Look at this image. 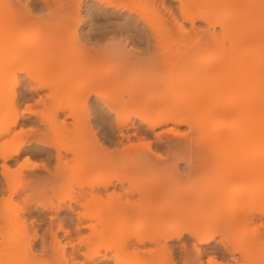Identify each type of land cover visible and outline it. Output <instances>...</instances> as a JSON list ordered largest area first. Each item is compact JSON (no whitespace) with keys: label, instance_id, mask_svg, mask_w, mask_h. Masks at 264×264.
I'll return each mask as SVG.
<instances>
[{"label":"bare ground","instance_id":"6f19581e","mask_svg":"<svg viewBox=\"0 0 264 264\" xmlns=\"http://www.w3.org/2000/svg\"><path fill=\"white\" fill-rule=\"evenodd\" d=\"M33 1L34 0H32V3ZM51 1L52 0H44L45 2L44 8L42 9L39 8L38 10L41 9L40 12L47 11V12H51L52 14H54V12L60 13V11L63 8L69 7V9H66V10H68L69 12L71 11L73 13L74 12L77 13L76 16L77 15L79 16L80 14L82 15L84 14V16L87 17L86 19L88 23L87 25H89V23L93 21H96V24H97L96 27H90L89 25L82 31L81 37L85 41L86 45L89 46V47L86 46L88 49L85 50V53L83 51H82L83 54L81 53L83 60H86L87 64L88 63L93 64V60L99 61L100 59L109 58V56L119 57L118 58L119 65L117 64L118 66V67L116 66L117 68L115 67V68H107V69L104 68L103 69L102 67L99 68V66H96V65L94 66V64L93 66L92 64L87 65L85 67L83 66L79 68L74 74H70V75L66 74L67 76H64L62 80H59L60 82H57L56 84L57 90L58 89L60 90V88L62 89L63 86L65 87L68 84H72L71 87L77 90H81L83 95L91 94V92H95L94 90H92L94 89V87L95 89L96 87H103V88L105 87L106 89V87L112 86L113 92L111 93L112 90L110 91L111 98H109L110 97L109 94L108 96L107 95L102 96V98H100L101 101L98 102V105L96 104L97 106L95 105L93 106L94 112H92L93 110L91 111L89 109L88 103L87 105L86 103H84V105L86 106L85 108L82 105L83 102H79V105L80 103H82L81 105L85 108V110L87 109L86 110L87 112L85 111L87 114L85 113V117L83 119L78 118L75 115V112H74L75 110L72 109L73 107L67 106L68 104H66V105H60L59 107H57L58 110H56L52 118L50 117V118L43 120L45 121L46 124H48L51 127V131L53 130V131L58 132L60 131L59 129H62L63 132L65 130L68 131L70 129L69 128L70 125L68 124L66 120L60 121L59 112L65 111L70 108L71 113L69 114V116L73 117L77 121L76 122L77 125H78V122L84 125V130L82 129L83 130L82 132L83 134L85 132V134L87 135L86 136L84 134V136L87 137V138L84 137L86 138L85 141L89 139L87 141L88 143L85 142V144L87 145H84L83 147L84 150H80V151H83L82 153L84 154V158H85V160L83 159V163H80V164L77 163L76 166L74 165V169L73 168L71 169V167L73 166L70 165V163H68L67 160L65 162L64 160L65 156L63 155L59 147L58 153L56 155V157L58 158V163L56 165L57 167H55L56 169L54 171L50 172L51 173L50 176L56 179L55 182H57V184L59 182L57 180L61 181V179L63 178L62 176H64V174L66 173V170L68 172V169L71 170L72 172L71 177H73L74 180L77 179L76 182L80 180L78 182L80 187L78 188L79 189L82 188L81 190H83L82 191L83 193L80 190L81 195L79 196V198L75 197L76 199L73 200L72 202L74 203L76 202L79 207L82 206L81 208L84 209L85 207L86 209L87 206L89 205H87V203H85L84 201L86 199H90L95 196L96 198H98L99 197L98 195L100 194H101L100 196L102 197L103 194L107 193V196L109 194L112 197L111 200L113 199H114L113 201L117 200L116 201L117 204L116 202H114V205H116L114 206L115 209L112 210L113 212L110 211L112 213L111 217L103 216V217H106V219L104 220V223L105 225L106 224L107 225L105 226V229L101 231V234L102 232L103 233L110 232L113 234V236H115V239H117V242L114 247L115 252L112 255V257L106 255V256H103V258H101V260L99 261H97L96 258L93 256L91 261L94 262V264H107L109 263L108 261H111V260H113L114 264H136L137 263V261H133V260L131 261L130 259H133L135 255H137V253H140V251L137 252L138 250L136 249L137 250L136 251L134 247L131 250L132 246L134 245L136 246L138 244L143 245L146 242L147 238L150 239L149 240L150 242L151 240L152 242H154L155 240V239L153 240V237L150 238V236L148 237V235L146 236V234H143L144 233L143 230H145V228H148V226H150L151 224L150 225L141 224L143 225L144 228L140 224H137L138 226L140 225L139 227H137V225L134 226L135 224L134 219L137 218L136 216L140 217V215H142V214H139V212L138 213L136 212V209H138V203L141 202L142 200L143 201L147 200L151 202V204L154 207L157 205L155 207L156 212L158 210V212L160 213V211L163 210L162 213H165V214L163 216L160 215L158 220L159 221L161 220L162 223L164 221L163 225L165 226L168 218H171L170 220H172V216H173L172 214H175V212L174 210L171 209V206L166 209L168 210L169 213H166L165 209H161V207L159 208L160 203L164 199L163 197H166L164 195L168 194V197L169 196L174 197L175 195H177L176 196L177 198L174 197L175 199H173V201H175L176 199L177 201H181L179 199L180 198L183 199L184 196L185 197L187 196L188 198V196L191 197L192 195L198 194L196 196L198 200L202 202V199L200 197H201V194H203L204 203L203 202L201 203L200 201L199 202L201 204H204L205 206L207 205L208 207L210 204V208H211V203L209 202H214L215 199H217L216 201L218 202L225 203L226 201L228 202L230 200L234 201L239 195H240L239 199L241 197L243 200L244 198H246L244 201H247L248 204L244 203L243 201H240L242 199L240 200L236 199L237 200V201L235 200L236 204H233V202L230 204L226 203L224 204L225 207L223 206L221 207L222 209L226 208L227 210L226 209L222 210L221 208H217L216 210L220 212V214L216 212L214 209L211 210L210 208H206L207 209V210L205 209L206 212L208 211V209H210L206 213L207 215L203 213L204 210L203 211L199 210L202 212L198 214H191L192 217H190V212H185L186 213L185 214L184 212L181 211L183 210L182 207H179L180 212H182L183 214L181 213V216H180L177 213L180 216L179 218L180 220L178 221L181 222L182 225L181 223L178 222L177 223L178 225H175L174 227L171 226L172 228L164 227V229L166 228L165 232L163 231L164 234L161 235L160 238L164 239L163 241L165 242H170L175 239H178L180 242H182L180 243L182 245L180 252L182 251L184 253V256H183V259L180 260V258L182 257L181 255L183 254H180V253H179L180 255L177 254L178 252L176 250L177 247L171 246L172 244H170V246L168 244H165L164 246L162 245L161 246L162 248L160 249L162 250L164 248L163 250H165L168 255L167 263L177 264V262L182 261L185 264H190V262L192 263V259L195 261L197 257V261L195 262H198L199 264H203L204 263L203 256L206 253V255L212 254L213 256H219L220 254L224 256L225 255L228 256V254H230L229 256L233 264H264V258H263L264 254L262 253L264 251V245H262L264 244L263 243L264 241L262 240L264 239H262L263 236L262 238L261 237L259 238L257 237L259 235L257 233L256 234L254 233L257 231L256 228L254 230H250L249 232L251 237L253 236L252 239H249V236H250L249 234H248L249 236H246L245 234L246 236V239L244 238L245 243H243L242 246L239 247L241 248V250L237 246V249L240 251L239 253H241L240 255L239 253H237L238 251L235 248L236 246L234 247L235 251L233 250L234 248L230 247L234 243L230 242L231 236H228L229 238L226 237L227 230L223 236L225 238L224 239L222 238V239L225 240L227 238L229 242L226 241L227 239L225 241H221L220 239L219 243L215 245H210L211 242H214L213 240L216 238L215 237L216 234L217 233L219 234L218 222L215 220L213 221L215 217L219 218L218 216H216L218 214L220 218L219 219L215 218L216 220H220L221 218H223L224 215H225L224 217L227 219L231 216L229 219L233 221L232 223L229 219L228 221L227 219L223 218V220L225 219L227 223H229L227 224L228 226L229 225L235 226L237 224H241V222H245V223L250 222L249 225L251 224L254 225L255 220L256 221L259 220V223L261 221V226L264 229V216H263L264 214L261 215L260 217L256 215V211L257 213H259L260 209L262 208L261 207L259 209V206H256V205H258L259 203H262V205H264V201H263L264 200L263 199L264 189L260 191L262 194L261 193L259 194L257 190V194L260 196H258L257 194L255 195V193H254L255 196H253V194L251 193L250 194L251 196L249 197L250 200L248 199L249 193H247L246 188L245 190L243 188V189H236L235 191L233 189V192H234L233 194H232V191L226 192V194L227 193L229 194L226 196L224 194L222 195L223 197H221L220 195L219 196L221 198L220 199L218 197L219 195L218 190L221 188L219 187L221 186V183L218 181L216 182V184L211 181L210 183L207 181L205 182L204 180L198 181V182L193 181L190 183L187 182L188 184L186 183L185 184H179V183L171 184V182L169 183H166V181L164 182L163 181L164 179H161V178L155 179L153 177L154 179H151L152 177L151 178L149 177L150 179L149 178L148 179L146 178V180L144 179L145 177L153 176V175H157V177L160 176L162 178L166 176L167 177H170V176L177 177V172H178L177 170L180 169V167H178L179 165L177 166V162H178L177 161L178 160L177 159V149H178L177 142H174V141L171 142L169 139H166V138H169L167 136L171 134L172 136H176V137H178L177 135L180 134L182 138L188 139L190 135H185L183 133L182 135L180 132L177 134L178 131L176 130L175 127H171L167 130H159V131L158 129L170 123L187 124L192 129V127H194V122L192 121L193 119L192 117L196 109L199 108L200 106L199 104H204L200 106V108L204 106L206 108L207 107L209 108L210 114H211V116L209 117V120L212 118L213 119L215 118L214 120L215 123L206 131V134L208 135V137L214 139V137L217 136L220 130L225 128V134H224L225 137L223 138L224 139L226 138V140L228 138L229 139L228 141L230 142V144L228 148H224L222 150H220L221 148L219 149L220 152L218 153L220 155L217 154V158L219 157L218 159L220 161L217 158L215 159L218 160V163H222L225 165L227 164V166L229 165L230 167H232L231 170L233 171V173H236L235 175H237L236 179L234 180L235 183L238 184L240 183L239 181L242 182V180L243 181L245 180L246 177H243L244 175L243 173H241L242 171L243 172L245 171L246 173L248 172L250 174L253 168H257L258 164L256 162L264 160V150H261L258 147V144L264 141V69L259 67L260 65H258V63L255 60L256 55H257L256 50L253 49L249 51H244L245 46L252 43L255 39L260 38L262 35H264V0H175L179 3L177 6V11L173 10V7L172 9L171 8L168 9V7L166 6L167 0H160L161 7L165 10V12L166 10H168L167 12L170 13L168 15H170L173 18V19L171 18V20L172 22L174 21L173 23L175 25L174 24L173 25L176 26L174 28L177 29V33L174 31V29H172L171 27H168L167 23L164 24V22L166 21L164 20V17L162 18L161 12L159 13L160 10H158L159 0H150V1L147 0L148 3L150 2L151 4L150 6L153 7L151 8L154 9V12L156 11L155 12L157 13L156 16L157 15L159 16L157 17V20L155 21H152L154 18L151 17L152 18L151 19L150 17H147V13H144L143 15H141L142 13H140L141 17H139L140 15L138 13L137 14L138 18H136L133 16V14L131 15V14L123 13V12H120V13L118 12L116 14L112 12L111 10H109V7L117 8V10L118 9L126 10L128 7H131V6L127 7L128 4L126 5L125 3H123V0H121L122 2L120 0H80V1L78 0L79 2L78 4H76L77 5L76 9H75V6H71L70 4L67 7L64 6L61 8L60 7L61 3H59L58 5V2H60L61 0H58V2L54 1V3L57 2V4L55 5V7H58L57 9L54 7ZM30 3L31 2H29L28 4L30 5ZM13 4H14L13 0L11 1L10 0H0V13L4 9L8 10L7 8L9 6L12 7ZM62 4L64 5V2ZM27 9H28L27 12L30 13L29 11H31L30 10L31 8L29 9V7H27ZM66 10H65V13H66ZM128 11L130 12V10ZM154 12H153V15H154ZM62 13H64V11ZM162 14H164V12ZM26 15L23 14L20 17L18 16L19 18L18 17L15 18V16H13L14 18L11 17V18H8V20L7 19L2 20V22L0 20V32L3 31V29H5L6 26L9 25L8 22L9 20H12V19L13 21L16 19L17 21L19 20L18 23H24V24L33 23V21L35 20L33 16L31 17L30 15L29 16H26ZM26 17H31V18H26ZM75 18H79V17H75ZM161 19L164 22H162ZM77 20L78 19H76L75 24ZM142 20H144L145 23ZM57 22H59L57 23L59 26L57 25L56 26L60 27L61 22L60 21H57ZM141 23H144V25ZM167 27L171 28V30L169 29L170 31H168ZM10 29L12 30V28ZM171 31L175 32L176 34L172 33ZM24 33H21V36L23 35L26 36L27 33L26 34ZM9 34H10L9 43L11 44L10 46L15 48L16 50L18 49L19 45L21 46L23 43H25L21 39L23 37L20 38L17 34H15V30H12ZM11 35L13 36L10 39ZM192 36L193 37L196 36L199 41L197 40V43L194 42L195 44L193 45V47L187 52V55H186L187 61H189L188 62L189 65L187 66L189 70H190L189 67H191L192 69L200 70L202 77H204V79L201 77V78H198L197 80H194L195 81L193 82L194 84L192 83V86L190 87V89H188L189 92L187 96L186 97L184 96V98L180 97L182 98V100L178 98V101H177V97L175 98L173 94L175 93L176 87L180 86L181 82H184L185 78H187L186 75L188 76V78H190L189 75L191 74H187L188 73L187 72L186 75L181 76L182 70H180V68H179L180 74H178L179 70L177 69L178 70L177 71L175 68H170L171 65H169V67L168 66L165 67L166 64L163 66L165 62H168L169 60L172 59V56L170 57V55H167L168 47L166 46L167 44L169 45L170 42L172 43L176 41L177 37H179L180 39L182 38V40H185L183 38H191ZM225 39L228 40V42H230L231 44V46L229 47L230 48L229 50H232L233 52L237 53V57H235V61L230 66H227V63H226V61L228 60V55H229V52L227 53V51L229 50H226L228 49V47L226 46L225 48V46L223 45V41L224 43L226 41ZM10 46H8V48ZM13 48H12V51H13ZM213 49L217 50L215 54H212V55L209 54L208 56L203 54ZM172 50H174V48ZM170 52L173 53L172 51ZM182 52H184V50ZM175 56L177 57L176 53H175ZM179 58H182V57H179ZM173 60L175 61L176 59L173 58ZM179 60L181 59H178V61ZM170 63L173 64V62H170ZM175 64L176 63H174V65ZM171 67H174V66H171ZM143 68H146L148 70L147 73H145L146 75L145 76L143 75L144 77L142 76V77H139V79L137 78V80H135V78L133 79V76H130L137 69L140 70ZM227 72H231V73L237 72L238 76H241L240 77V86H241L240 89H241V92L243 93L242 101L239 103H234V104H221V103L212 102V103H209L208 105V103L206 102L208 101V99L210 100L212 98V96L214 95L217 89L227 88L224 91V92H227L229 89L232 88L231 85L229 87L228 84L224 83L227 78V74H228ZM163 80H167V81H164L166 82V84L163 82ZM41 87L42 86L40 87L37 86L36 88L33 87L34 88L33 91L37 92L38 90L41 89ZM73 88H71V90H73ZM53 89H55V93H57L56 88H53ZM56 95L57 94L53 93L52 95H50V97L51 96L54 97ZM104 97L107 99H105ZM202 100H203V103H202ZM79 105L76 104L74 108L77 106L78 108H80L81 105L80 106ZM229 116L232 119L229 122H227V127H225L226 118ZM18 118L19 117L14 118V120L12 119L13 125L17 124V122L19 121ZM35 119L36 118H34V120ZM12 124H9V125L11 126ZM9 127H7V129ZM244 133H247L245 137L246 141L244 143L243 142L240 143L241 140L239 139V137L243 135ZM40 135H41V132H40ZM144 138L150 139L149 143H147L149 144L147 145L148 146L147 149L143 148L142 146L139 147L136 144V141L139 142V140H142ZM24 147H25V143L21 142L20 145H18L14 149L7 150V151H0V156H1L0 158H3L5 162L3 164L6 169V171L4 169V171L2 172H3V175L5 174L4 176L6 178L7 176L8 178L11 176L9 175L10 167L9 165H7L8 164L7 161L13 158L14 156H18L19 154H21L24 151ZM79 149H80V146H79ZM178 150L180 152V148ZM66 151L74 153L75 158L77 154L79 155V153L76 152L75 149H73L72 147H70L69 149H66ZM189 151H190L189 153L192 152L191 150ZM46 152L49 154V156L52 157L51 150H48ZM206 152H208V150ZM206 152L204 153L205 155L208 154V153L206 154ZM204 154H200V155H204ZM199 157H203V156H199ZM209 157L213 158L212 156H209ZM213 161L215 160L213 159ZM187 163H188L187 164L188 169L186 168V170L188 171V174H191V173L198 174L200 173V171H203L202 166L200 167L202 169V170L200 169V171L197 168H195L194 163L191 160H188ZM250 163H252L253 166L255 167L253 168L249 167L251 166ZM254 163H256V165ZM7 166L9 168L8 171H7ZM37 167L46 168V165L42 163H38V162H34L30 164V169H34ZM46 169H49V168H46ZM107 170L108 171L110 170L109 173H112V174H109V175L105 174L106 176L103 175L104 178L102 177L101 179L100 178L99 179L98 178L86 179L87 176L91 177L97 173L104 172ZM180 170H179V173L181 172ZM253 171H255V169ZM253 171L249 176L250 178H252ZM182 173L183 172H181V174ZM102 174L100 173L99 175H102ZM83 178L86 179V181L82 180ZM9 179L10 180L8 182L10 185L9 184L8 185L11 186V183H12L11 177ZM50 179L53 180V178H50ZM249 179H246V181ZM178 185L179 186L182 185V186L178 187ZM248 191L250 192L251 190H248ZM103 192H106V193H103ZM245 192L247 194H245ZM12 193L14 194V192ZM169 193L171 194L169 195ZM89 195L91 196L87 198ZM178 195H180L179 196L180 198L178 197ZM229 196H231L230 199L228 198ZM101 197L99 199H101ZM252 197H254L255 202L257 200L259 202L260 197L263 200H260L258 204H255V202L253 204V202H251L253 201ZM81 198L85 200L83 201ZM132 198L133 199L136 198L137 200L139 199V201L136 202L137 205L135 202H133ZM187 198H184V200L187 201ZM192 198H195V196L194 197L192 196L191 199ZM92 200L93 199H91L90 201ZM184 200H182V202H185ZM211 200H214V201H211ZM90 201L89 202L86 201V202L90 203ZM153 202L154 203L156 202V204L154 205ZM249 203L250 205L253 204V206H250ZM69 204H66L64 206L62 203H58L57 206L55 205L53 206L54 208H52L56 210L51 209V211L53 212L55 211L57 213L59 210H64L66 211L68 217L60 220L58 216V221H59L58 223H56L57 221L55 220L56 218H54V215H52V217H49L51 219L50 228H51L52 237L54 240L53 242L55 243L56 241L57 243L55 244L57 245L58 243L60 244L59 245L60 248L56 247V250L57 248H59L58 249L59 252L57 253L60 254L59 256L61 258V261L59 260L60 261L59 264L60 263L71 264V263L78 262L77 260L80 258L79 254H83V255L86 254L85 252H83V250H80L82 248L75 246L74 245L75 243H74L72 244V249H73L72 253H70L71 251H69L70 255H66L68 254L67 253L68 248L66 247L68 242L61 246L62 243L59 238L60 236H58L60 231H63L65 236L69 237L72 233L71 227H73V225L76 226L77 230L76 229L75 230L78 231L79 233L80 232L82 233V231L87 228L91 230L95 229L94 231H96V228H97V226L95 227V225L92 224V222L90 223L85 219L87 217H84L85 212L81 214L82 212H80L79 210L81 208L78 209L77 205L72 206L71 203ZM181 204L182 203L180 202V205ZM32 205L34 206V204ZM254 206H256V209L258 208L259 211L258 209L254 211L255 209ZM45 208H48V207L45 206ZM49 209H50V206H49ZM218 209L223 211V214ZM178 210L176 211L178 212ZM263 210L264 208L261 209L262 212H264ZM158 212H157V215H159ZM212 213L214 214L215 217H213ZM187 214H189L188 216L190 217L188 220L193 221V222L191 221L192 223H189L190 225L186 223V220H184L187 217ZM208 214L210 216H208ZM85 215L87 214L85 213ZM182 215L184 216V219ZM89 219L90 218H88V220ZM210 219H212V221L214 222V225L217 230L214 229L215 228L214 225H210L212 223ZM85 220L87 223L85 222ZM202 220L203 222H201ZM156 221H157V218L154 222L155 225L159 222L157 221L156 223ZM183 221L185 222L183 223ZM199 222L201 223V225H199L200 224ZM251 222H254V223H251ZM208 223L210 225L209 226L210 228H206L205 230V227L206 225L208 226ZM187 224H188V227H187ZM159 225H161V223H159ZM2 227L3 226L1 225L0 232H3L1 231ZM191 227L192 228L198 227L196 229L199 231L201 230V231L197 233V230L194 228L192 230ZM55 228H57V230H55ZM167 229L168 231H166ZM233 229H235V227ZM185 230H188V231H185ZM98 231L99 230H97V232ZM203 231L206 232L205 233L207 234L206 236L205 234H203L204 233ZM187 232L189 236H191L192 238L194 237V239H197L201 245L206 246L205 249H201L200 247H197L195 245V249L197 252L196 257L194 256L195 258L191 256L190 254L191 251L189 250L187 243H185L183 240ZM110 233H108V235H110ZM1 235L2 233H0V236ZM199 235H202V236L204 235V236L201 238V236ZM103 236H105V234ZM247 237H248V240H247ZM86 239H88V237ZM82 241H85V240L82 239ZM149 241L147 240V242ZM157 241L159 242V240ZM71 242L69 244H71ZM229 243L231 244L229 245ZM0 246H1V243H0ZM45 248H46V245L43 249ZM1 249L2 247L0 248V250ZM261 250L263 251L261 252ZM165 251H163V253ZM61 252H62V256H61ZM262 254H263V257L260 256ZM192 255H193V252H192ZM179 256L181 257L179 258ZM213 256H210V261H212L211 257ZM87 258L90 259L89 256ZM195 262L193 263L195 264Z\"/></svg>","mask_w":264,"mask_h":264},{"label":"rangeland","instance_id":"374dc122","mask_svg":"<svg viewBox=\"0 0 264 264\" xmlns=\"http://www.w3.org/2000/svg\"><path fill=\"white\" fill-rule=\"evenodd\" d=\"M54 1L58 2V0H52L51 1L55 7L57 2L54 3ZM79 1L78 0H61L60 2H58V5H59V3H61L60 7L62 8L64 6L67 7L70 4L71 6H75V9H76L77 8L76 4H78ZM125 1H127V2H125ZM129 1L130 0H123V3H125L126 5L128 4L127 7L131 6V7H128L126 10L125 9H123V10L118 9L117 10V8H114V7H111V8L109 7V10H111L112 12H114L116 14L118 12L119 13L123 12V13L131 14V15L133 14V16L136 18H138V15H137L138 13H139V15H140V13H142L141 15H143L144 13H147V17L154 18L152 21L157 20V17H159L158 15L156 16L157 13H155L156 11L154 12V9H152L153 7L150 6L151 5L150 2L148 3V1H150V0H148V1L147 0L146 1L145 0H131L130 2ZM27 2L28 3L31 2L30 5ZM63 2H64V5L62 4ZM13 3L14 4L12 5V7H10V6L8 8L6 7L8 10L4 9L1 11V13H0L1 22H2V20H6V19L8 20V18H11V17L14 18L13 16H15V18L18 16L20 17L23 14H25V15L27 14L26 16H29V15L31 17L33 16V18L35 20L33 19L34 20L33 23H30V24L18 23L19 20L17 21V19L14 20L16 22H14L13 19L9 20V22H8L9 25L6 26V28L3 29V31L0 32V151L11 150V149L16 148L18 145H20L21 142L25 143L24 151L21 154H19L18 156H14L13 158H11L7 161L8 162L7 165H9V167H10V170H9L10 174L9 175H11L10 176L11 181H12L11 186H9L10 184L8 182L10 180L9 179L10 177L8 178V176H7V178H6L4 176L5 174L3 175L2 171H4V169H5L3 163H5V162H4L3 158H0V218H1L0 222H2V223H0V226L2 225L4 227V228L2 227V230H1L4 233L0 232V233H2V235L0 236V241H1L0 242L1 243L0 248L2 247V249H3V250L2 249L0 250V264H59V262L61 261V258L59 256L60 254H58L57 252H59L58 249L60 248L59 247L60 244L58 243V245H57V244H55V243H57L56 241H55V243L53 242L54 240H53L52 232H51V228H50L51 227V224H50L51 219L49 217H52V215H54V218H56L55 220L57 221L56 223H58L59 222L58 216H59V219L61 220L63 218L68 217V215H67L66 211H64V210H59L57 213L55 211L54 212L51 211V209L54 208L53 206H55V205L57 206L58 203H62L63 205L65 203L66 204L71 203L72 206H74V205L76 206L77 203L76 202L74 203L72 201L75 200L76 198H79V196L81 195L80 190L82 188H80V189L78 188V187H80L78 184V182L80 180H78L76 182L77 179L74 180L73 177H71L72 176L71 170L68 169L69 173L66 170V173L64 174V176H62L63 178L62 179L60 178L62 182L60 180H57V181H59L58 184H57V182H55L56 179H54V177L50 176V174H51L50 172L54 171L56 169L55 167H57L56 165L58 163V158L56 157V155L58 153L59 147H60L59 149H61V152L65 156L64 157L65 162L67 160L68 163H70V165L73 166V167H71V169L72 168L74 169V165L76 166L77 163L78 164L83 163V159L85 160V158H84V154L82 153L83 151H80V150H84V148H83L84 145H87V144H85V142L88 143L87 141L89 139H87V141H85L87 138L86 137L87 135L84 132V134L86 135V136H84V134L82 132L84 130V125L81 124L80 122H78V125H77L76 124L77 121L73 117L69 116V114L71 113L70 108L65 110V111L59 112L60 121L66 120L68 122V124L70 125L69 126L70 129L68 128L69 129L68 131L65 130L66 132L65 131L63 132L62 129H59L60 131H58V132L53 131V130L51 131V127L48 124H46L45 121H43V120L50 118V117L52 118L53 114H55L56 110H58L57 107H59L60 105H66V104H68L67 106L73 107L72 109L75 110L74 111L75 115L78 118L83 119L85 117V113L87 112L86 111L87 109L85 110L86 106L84 105V103H86V105L88 103L89 109L91 111L93 110L92 112H94L93 106L98 105V102L101 101L100 98H102V96H106V95L108 96V94H109L110 95L109 98H111V93L113 92V90H112L113 87L109 86V87H106V89H105V87L104 88L103 87H96V89L94 87V89H92V90H94L95 92H91V94H86V95H83L81 90H77V89H74L73 87H71L72 84L67 83L68 85H66L65 87L63 86L62 89L60 88V90L59 89L57 90V87H56L57 82H60L59 80H62V78L64 76H67L68 74L69 75L74 74L79 68L92 64V63L87 64V61L83 60L82 54H83V52L85 53V50H87L88 49L87 47H89V46L86 45L85 41L83 40V38L81 36H82L83 29H85L89 25H90V27H96L97 26L96 21H93V22L89 23V25H87L88 24L87 20H86L87 17H85L84 14L83 15L80 14L79 16L78 15L76 16L77 13H75V12H74L75 13V15H74L73 12H71V11L69 12L68 10H66V9H69V7L63 8L64 10L62 9L60 11V13L54 12V14H52L51 12H47V11L40 12V10L42 8H44V4H45L44 0H34L33 3H32V0H29V1L28 0H13ZM27 4H28V6H27ZM178 4L179 3L175 0L174 1H172V0L166 1V6L168 7V9L169 8L172 9V7H173V10H175V11H177ZM26 6L29 7V9L31 8L30 9L31 11H29L30 13L27 12L28 9ZM103 6H104V4H103ZM156 7H157V5H156ZM158 7H159L158 10H160L159 13L161 12L162 18L164 17V20L166 22L162 21V19H161V21L164 22V24L167 23L168 27H171L177 33V29L174 28V27H176V26H174L175 25L173 23L174 21L172 22V20H171L172 17L170 15H168L170 13L167 12L168 10H166V12H167L166 13L165 10L161 7L160 0L158 2ZM39 8H41V9L38 10ZM55 8L58 9V7H55ZM10 9H12V10H10ZM65 10H66V13H65ZM128 10H130V12ZM63 11H64V13H62ZM153 12H154V15H153ZM163 12H164V14H162ZM141 15L139 17H141ZM31 17H26V18H31ZM72 17H74V18H72ZM75 17H79V18H75ZM76 19H78V20L75 24ZM57 21L61 22L60 27H57V26H59L57 24L59 22H57ZM142 21L144 22V20H142ZM170 21H171L172 25H171ZM156 22H158V21H156ZM144 23H141V24L144 25ZM168 27H167V30L170 31L171 28H168ZM10 28H12V30H15V34H17L20 38L23 37L21 39L23 42H25L21 46L19 45L17 50L15 48L11 47L10 46L11 44L9 43L10 42V40H9L10 34L9 33L12 31ZM54 29H55V31H54ZM42 30H44V31H42ZM171 32L176 34L173 31H171ZM21 33H24V34L27 33V34H26V36H24L23 34H22L23 36H21ZM15 34H13V35H15ZM13 35L10 36V39ZM191 38L193 39V41ZM191 38H183L185 40H182V38L180 39L179 37H177V39H176L177 42L174 41L172 43L170 42L171 44L169 43V45L167 44V46L165 45L166 47H168V54L167 55H170V57L172 56V59L171 60L167 59L169 61L165 62L163 64V66L165 64H166L165 67L166 66L169 67V65H171L174 67L170 66V68H175L176 70L177 69L179 70V68H180V70H182L181 76L186 75L187 72H188L187 74H191V75H189L190 78H188V76L186 75L187 78H185L184 82H181V85L176 87L175 93H173V94H174L175 98L177 97V101H178V98H180V97L184 98V96L185 97L187 96V94L189 92L188 89H190V87L192 86V83L195 82L194 80H197L198 78L202 77L200 70L192 69L191 67H189L190 68V70H189L188 66H187V65H189L188 64L189 61H187V56H186L187 52L193 47V45L195 43H197V40H198V38L196 36H194V37L192 36ZM178 39H180V40H178ZM223 45L225 46V48H226V46L228 47V49H226V50L230 49L229 47L231 46V44H230V42H228V40H226L225 43L223 41ZM8 46H10L9 47L10 49L8 48ZM12 48H13V51H12ZM173 48H174V50H172ZM253 49L257 51V55H256V59H255L256 62L258 63V65H260L259 67L264 69V35H262L260 38L255 39L252 43L245 46L244 51H249V50H253ZM183 50H184V52H182ZM170 51H172L173 53H171ZM216 51L217 50L213 49V50L207 51L203 54L208 56L209 54L210 55L215 54ZM228 52H229V55H228V60L226 61V63H227V66H230L235 61V57H237V53L233 52L232 50L227 51V53ZM175 53H176L177 57L175 56ZM179 57H182V58H179ZM118 58H119L118 56H109V58L100 59L99 61L93 60V64H94V66L96 65V66H99V68L102 67L103 69L104 68H106V69L107 68H115L117 66V64L119 65ZM173 58L176 60L174 61ZM178 59H181V60L178 61ZM85 61H86V63H85ZM170 62H173V64H171ZM167 63H169V64H167ZM174 63H176V64L174 65ZM93 64H92V66H93ZM177 65H179V66H177ZM180 70L178 71V74H180L179 73ZM147 71L148 70L146 68H143L140 70L137 69L130 76H133V79L135 78V80H137V78L139 79V77H142L143 75L145 76L146 75L145 73H147ZM183 71H184V73H183ZM227 73H228L227 78H226L224 83L228 84L229 87L231 85L232 88L229 89L227 92H224L227 88L217 89L215 91L214 95L212 96V98L210 100L208 99L209 102L208 101L206 102V103H208V105H209V103H212V102L221 103V104H234V103H239L242 101L243 93L241 92V89H240L241 88V86H240V77L241 76H238L237 72H232V73L227 72ZM202 78L204 79V77H202ZM186 79H188V80H186ZM167 80H163V82L167 81ZM164 83L166 84V82H164ZM37 86L38 87L42 86L41 87L42 90L40 89L37 92L33 91V89L36 88ZM70 87L73 88V90H71ZM53 88H56L57 93H55V89H53ZM110 91H111V93H110ZM221 92H223V93H221ZM51 93L52 94L54 93L57 95L54 97H52V96L50 97V95H52ZM80 93H82V94H80ZM105 99H107V98H105ZM180 99L182 100V98H180ZM42 100H44V101H42ZM79 102H83V104L80 103V105L82 104L85 108L82 105L80 106ZM202 103H203V100H202ZM76 104L79 105L80 108H78V106L74 108V106ZM199 105L202 106L204 104H199ZM200 106H199V108H200ZM81 107H83V108H81ZM199 108L196 109V111L194 112V115L192 117L193 118L192 121L194 122L195 128L192 127V129H191V127L187 124L170 123L166 126H162L163 128L161 127L158 129V131H159V130H167L171 127H175L176 130L178 131L177 134L180 132L181 134L183 133L185 135H190V137L188 139L182 138L180 136V134L177 135L178 137L172 136V134H171V135L167 136L169 138H166V139H169L171 142L172 141L177 142V148L178 149L180 148V152L182 151L180 153L179 150L177 149V159H178L177 160L178 161L177 166L179 165L178 167H180V169H182V170H180V169L177 170L178 171L177 177H175V176L167 177L166 176V177L162 178L160 176L157 177V175H153V176L145 177L144 179L146 180V178L148 179L149 177L150 178L152 177L151 179H154V178L160 179L161 178V179H164L163 180L164 182L165 181H166V183L171 182V184H173V183H176V184H178V183L179 184H185L186 183V184H188L187 182L190 183L193 181L198 182V181H203V180L205 182L207 181L209 183L211 181V182L216 184V182L218 181L221 183V186H219L221 188L218 190V194H219L218 197L220 195H221V197H223L222 195H224V194H225V196L228 195L229 193L226 194V192L232 191V194H233L234 193L233 189L235 191L236 189H243V188H244V190L246 188L247 193H249L248 194L249 196L247 195L248 199L251 196L250 195L251 193L253 194V196H255L257 194V190H258V193L260 194L261 193L260 191L264 189V163H262V162H264V160L256 162L259 165V166L257 165V168H253L255 166H253V164L250 163L251 166H249V167H252L253 170L255 169V171L250 169L251 170L250 174L253 171L252 178L249 177L250 174L248 172L246 173L245 171L244 172L242 171L241 173H243V175H244L243 177H246L245 180L244 181L242 180V182L239 181L240 182V183H238L239 185L237 183H235L234 180L236 179L237 175H235L236 173H233V171L231 170L232 167H230L229 165L227 166V164L225 165L222 163H218L219 157L217 158V154H219L218 152H220V150H222L224 148H228V146L230 144V142L228 141L229 140L228 138H227V140H226V138L225 139L223 138V137H225L224 136L225 128L221 129L220 132L217 134V136L214 137V139L208 137V135L206 134V131L215 123L214 122L215 118L214 119L212 118L209 120V117L211 116V114H210V110L208 107L206 108L204 106V107H201L200 109ZM33 113H35V114H33ZM17 117H19L18 118L19 121L17 122V124L13 125L12 119L14 120V118H17ZM34 118H36V119L34 120ZM231 119L232 118L230 116L226 118L225 127H227V122H229ZM43 122H44V124H43ZM9 124H12V125L10 126ZM7 127H9V128L7 129ZM6 129H7V131L9 129L10 130L7 132ZM37 131H38V133H37ZM42 131H43V133H42ZM40 132H41V135H40ZM46 133H48V134H46ZM246 135H247V133H244L243 135H241L239 137V139L241 140L240 143L241 142L244 143L246 141V138H245ZM84 137H86V138H84ZM149 141H150L149 138L148 139L144 138L142 140H139V142L136 141V144L139 147L142 146L143 148L147 149L148 148L147 145H149L147 143H149ZM144 145L147 147H145ZM79 146H80V149H79ZM70 147H72L73 149H75L76 152L79 153V155L77 154L78 157L76 156V158H75L74 153L66 151V149H69ZM258 147H259V149L264 150V141H262V143H259ZM203 149H205V150L207 149L208 152H206L207 150L205 151ZM48 150L52 151V157L49 156V154L46 152ZM189 150H191L192 152L189 153L190 152ZM216 150H217V152H216ZM205 152H206V154L208 153L209 155L208 154L205 155L204 154ZM209 152H211V153H209ZM213 152L216 154H214ZM200 154H204V155H200ZM199 156H203V157H199ZM209 156H212L213 158H211ZM215 158H217L218 160ZM213 159L215 161H213ZM64 160H63V162H64ZM179 160H181V161H179ZM188 160H191L194 163V167L197 168L199 171L201 169L200 167L202 166L203 171H200V173H198V174H193V173L188 174V171L186 170V168L188 166L187 165ZM34 162L45 164L46 168H49V169H46L43 167H37L34 169H30V164H32ZM256 163H254V164L256 165ZM69 168H70V166H69ZM243 168H244V166H243ZM8 169L9 168L7 166V171H8ZM179 170L183 173L182 174H181V172L179 173ZM5 171H6V169H5ZM185 171H187V172H185ZM109 172H110V170L100 172L101 174L102 173L103 174L99 175L100 173H97L98 175L95 174L96 176L94 175L91 177L87 176L86 179H88V178H90V179L91 178H95V179L100 178L101 179L103 177V175L106 176L105 174H107V175L112 174ZM7 175H8V173H7ZM50 178H53V180ZM84 178L82 180L86 181V179H84ZM246 179H249V180L246 181ZM217 184H219V183H217ZM180 186H182V185H180ZM180 186L178 185V187H180ZM84 190H86V189H84ZM248 190H251V191L249 192ZM82 191L83 190H81V192ZM12 192H14V194ZM103 193H106V192H103ZM241 193H243V192H241ZM247 193L245 192V194H247ZM254 193H255V195H254ZM170 194L171 193H169V195ZM100 195H98L99 196L98 198H96V196H95V197H92V198L86 199V200L81 198L83 201L85 200L84 202L87 203V205H89V206L86 205L87 206L86 209H85V207L83 209V208H81L82 206L79 207L77 205L78 209L81 208V209H79L80 212H82L81 214H83V212H85L87 214V215H85V213H84V217H87L85 219L90 223L92 222V224H94L95 227L97 226L96 231H94L95 229L91 230V229L87 228V229H84L82 231V233L81 232L79 233L78 231H76L77 230L76 226L73 225V227H71L72 233L69 237L68 236L66 237L63 231L59 232L58 236H60L59 238H60V241L62 243L61 246L68 242L67 246L65 245L68 248L67 249L68 254H66V255H70V253H72V250H73L72 244H74V243H75L74 244L75 246L82 248L80 250H83V252H85L87 254V256H86V254L85 255L79 254L80 260L78 259L77 260L78 262H75L76 264H91V263L94 264V262L91 261L93 256L96 258L97 261H99V260H101V258H103V256H106V255L112 257V255L115 252L114 247H115V244L117 242V239H115V236H113V234L110 232H105V233L102 232V234L103 235L105 234V236L107 234V236L105 237L101 234V231H103L105 229V226L107 224L105 225L104 220L106 219V217H111V215H112L111 212H113L112 210L115 209L114 206H116V205H114V202H116L117 200L116 201H113L114 199L111 200L112 197L109 194H108V196H109L108 197L107 193L103 194L104 196L102 195L103 198ZM196 195H198V194H196ZM196 195H192L193 197L195 196V198H192V199H191V197H192L191 195H190L191 197L188 196V198H187V196L186 197L184 196V198H187V201H185L184 198L183 199L180 198L179 197L180 195H178V197L180 198L179 200H181V201H177V199L175 201H173V199H175L174 197H176L177 195H175L174 197L173 196L168 197V194L164 195L167 198L163 197L165 200L163 199V201L161 203L159 201V203H160L159 208L161 207V209L166 210L168 207L171 206V209L174 210V212H175V214H172L173 213V211H172V213H171L173 215V216L171 215L172 220H170L171 218H168V220L166 221L167 223L165 222L166 223L165 226L163 225L164 221L162 223L161 220L160 221L158 220L160 215L163 216L165 214V213H162L163 210L162 211H160L161 209L159 210L160 213H162V214H160L157 210V212L159 214V215H157V212L155 209V207L157 205L154 207L151 204V202H149L147 200H144V201L142 200L141 201L142 203L139 202L138 203V209H136V212L137 213L139 212V214H142V215H140L141 218L136 216L137 218L134 219V221H135L134 226L137 224H140V225L141 224H143V225H145V224L150 225L151 224L150 226H148V228H145V230H143L144 231L143 234H146V236L148 235V237L150 236V238L153 237V240L155 239L156 241L154 240V242H152V240H151V242H150L149 241L150 239L146 237L149 242H147V240H146V242L143 245L138 244L141 250L139 249L138 245L132 246L131 250L134 247V249L135 250L137 249L138 251L137 250L136 251L137 252L140 251V253H137V255H135V257L133 259H130V260L131 261L132 260L137 261V263L140 262L139 264H170V263H167L168 262V260H167L168 255H167L166 251L163 250L164 248L162 250L160 249V248H162L161 246L162 245L164 246L165 244H168L169 246H170V244H172L171 246L177 247L176 248V250L178 251L177 254H179V253L183 254V255H181L182 257L179 256V258L181 257L180 260L183 259L184 253L182 251L180 252V249L182 246L180 243H182V242H180L178 239H175V240L170 241V242H165V241H163L164 239L160 238L161 235H163L165 232L166 228L164 229V227L172 228L175 225H178L177 223L179 222L178 220H180L179 218H180L182 212H184V213L190 212V217H192L191 214H198V213L202 212L203 210H204L203 213H205V214L210 209L211 210L214 209L216 212H218L216 209L221 208L222 206L225 207L224 204H226V203L230 204L232 202H233V204H236V202H235L236 199L237 200L242 199V197L239 199V196H240L239 195L234 201L230 200L231 202L226 201L224 203V202L216 201L217 199H215V201L211 200L214 202H209V203H211V208H210V204H209V207L207 205L205 206L204 204H201L204 201L203 200L204 199L203 194H201V197H200L202 199V202L200 200H198ZM90 196L91 195H89L87 198H89ZM258 196H260V195H258ZM100 197H101V199H99ZM136 198H134V199L132 198L133 202H135V203L137 201H139V199H140L139 197H138L139 198L138 200ZM171 198H172V200H171ZM228 198L230 199L231 196H229ZM252 198H253V201H251V202H253V204H254V202H255L254 197H252ZM91 199H93V200L90 201ZM245 199L246 198H244V200ZM263 199H261V197H260L259 202H260V200H263ZM63 200H64V202H63ZM182 200H184L185 202H182ZM244 200L242 199L240 201H243L244 203L248 204L247 201H244ZM86 201H88V202L90 201V203H88ZM180 202L182 203L181 205H180ZM259 202L257 200L255 202V204H258ZM31 203L34 204V206ZM207 203H208V201H207ZM116 204H117V202H116ZM153 204L155 205L156 202L155 203L153 202ZM253 204L250 205V203H249L250 206H253ZM259 204H261V205H259ZM259 204L256 206H259V209L261 207H262L261 209H263L264 205H262V203H259ZM136 205H137V203H136ZM45 206L48 208H45ZM49 206H50V209H49ZM256 206H254V208H255L254 211L258 209V208L256 209ZM151 207H153V208H151ZM179 207H182V209L184 211L181 210L182 212H180ZM206 208H210V209H208V211L206 212L205 211ZM223 209H226V208H223ZM259 209H258V211H259ZM261 209H260L259 213H257V211H256V215H258L259 217L264 214V212H262ZM52 210H56V209H52ZM176 210H178V212ZM199 210H202V211H199ZM226 210H224V211H226ZM219 211H221V210H219ZM216 212H214V213H216ZM221 212L223 214V211H221ZM260 212H262V213H260ZM166 213H169L168 210H166ZM218 213L220 214V212H218ZM55 214H57V215H55ZM209 214H208V216H210ZM219 214L216 216H218L220 218ZM188 215L189 214H187V217L185 215V217L187 219L186 218L184 219V216L183 215L182 216H183V219L186 220V223L189 224V223H192L193 221L188 220L190 218ZM103 216H106V217H103ZM224 216H223V218H225ZM211 217H212V215H211ZM213 217H215L214 214H213ZM221 217H222V215H221ZM88 218H90V219L88 220ZM156 218H157V221H159V222L157 223V221H156L157 224L155 225L154 222H155ZM204 218H206V217H204ZM215 218L219 219L217 217H215ZM215 218L213 219V221L215 220L218 222L219 234L218 233H217L218 235L216 234V236H215L216 238L213 240L214 242H211L210 245H215V244L219 243L220 239H221V241H225L227 238L225 240H223L225 238L223 236H224V233H226V230H227V234H226L227 236L226 235L225 236L226 237L231 236L230 242L234 243L233 244L234 246L233 245L230 246L231 248H234L236 246L235 248L237 249V246H238V248L240 246H242V244L245 243L244 238L246 239V236L250 235V233H249L250 230H254L255 228L261 234L260 235L257 231L254 232L255 234L257 233L259 235L257 237L262 238V236H263L262 239H264V235H263L264 229L261 226V221L259 223L258 219H257L258 221L255 220V224L257 222L256 225L255 224L249 225L250 222L249 223L246 222L248 225L245 222H241V224H237L234 221L237 225H235V226L229 225L228 226L227 224H229V223H227V221L225 220L227 218H225L224 220H223V218H221L220 220H216ZM86 220H85V222H86ZM203 220L201 222H203ZM210 220L213 223V224L211 223L210 225H214V222L212 221V219H210ZM184 222L185 221H183V223ZM217 222H215V223H217ZM232 222L233 221H231V223ZM159 223H161V225H159ZM179 223H181V222H179ZM251 223H254V222H251ZM188 224H187V227H188ZM143 225H141V226L143 227ZM181 225H182V223H181ZM199 225H201V223ZM203 225H204V223H203ZM210 225L208 223V226L206 225L205 230H206V228H210L209 227ZM139 226L137 225V227H139ZM183 226H185V225H183ZM193 226H195V225H193ZM145 227H147V226H145ZM214 227H215V225H214ZM231 227H232V229H231ZM234 227H235V229H233ZM193 228H192V230H193ZM196 228H198V227H196ZM196 228H194V229H196ZM214 229H216V227ZM55 230H57V228H55ZM97 230H99V231L97 232ZM188 230H185V231H188ZM166 231H168V229ZM200 231L197 230V233ZM108 233H110L111 236L108 235ZM205 233L206 232H204L203 234H205ZM211 233H213V232H211ZM143 234H141V235H143ZM245 234H246V236H245ZM251 234H252V232H251ZM206 235L207 234H205V236ZM37 236H38V238H37ZM199 236H201V238H202L204 235L203 236L199 235ZM87 237H88V239H86ZM252 237L250 235L249 239H252ZM111 238H113L114 240ZM82 239H84L85 241H82ZM157 240H159V242ZM183 240L185 243H187L189 250L191 251L190 254H191V256H193V258H195L196 254H197L196 249H195V245L197 247H200L201 249H205V247H206V246L201 245L197 239H194V237L192 238L191 236H189L188 232H187V234H185V238ZM247 240H248V237H247ZM226 241H228V239ZM262 241H264V240H262ZM70 242H71V244H69ZM44 244L46 245L45 249H43L45 247ZM83 244H85V245H83ZM230 244L231 243H229V245ZM262 245H264V244H262ZM244 246H245V244H244ZM56 247H59V248H57V250H56ZM235 248L233 249L234 251H235ZM42 249H43V251H42ZM142 249H143V251H142ZM239 249L241 250V248H239ZM60 251H61V249H60ZM69 251H71V252L69 253ZM163 251H165V252L163 253ZM237 251H238L237 253L240 252L238 249H237ZM262 251L263 250H261V252ZM192 252H193V255H192ZM262 253L264 254V251ZM240 254L241 253H239V255ZM263 254L260 256L263 257ZM209 255L213 256L212 254H209ZM209 255L208 254L206 255V253L204 254V256H203V262L204 263L203 264H205L206 260H210ZM229 255L230 254H228V256L227 255L224 256V255L220 254L219 256L211 257V260H212L213 264H233ZM61 256H62V252H61ZM88 256L90 257V259L87 258ZM213 258H215V259H213ZM195 261H197V257H196ZM195 261L192 259V263L190 262V264H194L193 262H195ZM108 262L109 263H107V264H114L113 260L108 261ZM75 263H71V264H75ZM196 263L199 264L198 262H195V264ZM60 264H62V263H60ZM177 264H185V263L180 261V262H177Z\"/></svg>","mask_w":264,"mask_h":264},{"label":"snow or ice","instance_id":"6c2138e0","mask_svg":"<svg viewBox=\"0 0 264 264\" xmlns=\"http://www.w3.org/2000/svg\"><path fill=\"white\" fill-rule=\"evenodd\" d=\"M205 264H213V262L210 261V260H206V261H205Z\"/></svg>","mask_w":264,"mask_h":264}]
</instances>
